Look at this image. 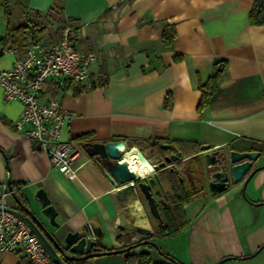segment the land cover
Listing matches in <instances>:
<instances>
[{"label":"crops","instance_id":"0c3cea01","mask_svg":"<svg viewBox=\"0 0 264 264\" xmlns=\"http://www.w3.org/2000/svg\"><path fill=\"white\" fill-rule=\"evenodd\" d=\"M17 2L15 24L35 26L32 31H37L38 42H54L65 25L75 27L71 38L77 49L97 55L89 67L90 80L105 84L89 89L85 83L60 78L50 80L44 92L45 98L58 100L74 115L60 135L61 140L81 147L73 163L77 166L74 176H65L15 129L23 105L6 100L0 89V185L9 175L34 208L38 204L31 195L42 188L57 208L59 235L93 221L103 231L98 241L102 250L118 249L156 236L158 223L154 225L149 216L140 217L147 212L141 198L127 214L123 212L117 188L82 143L125 140L128 150L141 153L151 166L157 162L154 148L174 145L182 158L174 171L184 176L189 190H194L195 180L183 171L196 164L193 157L204 153L201 145L211 150H259L254 167H261L247 182L244 194L239 183L211 196L202 181L201 192L184 204L183 217L172 218L165 212L166 204H160L166 223L180 227L167 236L159 235L174 240L172 246L159 249L182 264H215L227 256L232 258L221 264H264V26L250 24L253 0ZM165 25H173L176 31L170 45L162 42ZM4 35L0 9V40ZM17 56L15 50L0 54V70L9 68ZM221 59L226 66L217 89L198 111V81H205ZM165 169L146 173L144 179L156 176L163 192L169 182L164 178L161 183L158 177L164 176ZM8 203L16 208L11 195ZM132 217L135 223L151 227L153 235L129 229ZM150 253L156 261L166 259L153 247ZM126 254L98 256L92 264H124ZM0 264L27 262L21 250L0 251Z\"/></svg>","mask_w":264,"mask_h":264},{"label":"water","instance_id":"95a60500","mask_svg":"<svg viewBox=\"0 0 264 264\" xmlns=\"http://www.w3.org/2000/svg\"><path fill=\"white\" fill-rule=\"evenodd\" d=\"M221 70V68H220ZM82 149L96 159L102 165L104 175L109 179L114 188H117V199L127 214L130 205L141 198L147 212L140 215L141 218H153L161 221L159 205H165L163 192L153 177L140 178L125 163L124 158L128 153L125 140L106 142H84ZM160 150H152L157 156V162L152 164L153 170L167 168L174 170V166L182 162L181 152L174 145L161 144ZM170 148L173 149L170 152ZM200 177L205 183L208 194L215 196L227 190L231 185L242 184L244 190L251 176L261 167H254V163L261 156L259 150H238L230 147L211 150L207 145H201ZM169 151V152H168ZM6 185L13 197L16 208L12 210L22 218L31 228L34 235L41 243L45 252L58 264H71V262L95 258L102 255L127 253L139 244L135 243L118 249L102 250L98 241L102 237V229L93 221H87L75 230H67L59 235L61 223L57 220L58 211L51 203L50 198L42 188H38L31 198L38 204L32 206L30 197L21 189L19 195L14 191L11 178L8 175ZM127 227L135 233L151 236L154 230L135 223L131 218ZM142 244H148L158 249L157 244L151 239H143ZM232 257H223L215 264H221Z\"/></svg>","mask_w":264,"mask_h":264},{"label":"built area","instance_id":"2783aa9c","mask_svg":"<svg viewBox=\"0 0 264 264\" xmlns=\"http://www.w3.org/2000/svg\"><path fill=\"white\" fill-rule=\"evenodd\" d=\"M76 28L65 25L61 37L51 43H41L30 34L33 44L18 56L9 68L0 70V89L6 100H19L22 111L14 122L20 133L32 140L50 163L65 176H74V161L81 153L80 145L61 140L63 126L73 118L58 100L45 98L50 80L67 79L90 85L89 67L97 59L94 52H80L71 41ZM138 176V175H137ZM139 176L140 178H146ZM10 191L6 183L0 185V251L21 250L27 264H58L43 249L30 226L8 203Z\"/></svg>","mask_w":264,"mask_h":264},{"label":"trees","instance_id":"16d2710c","mask_svg":"<svg viewBox=\"0 0 264 264\" xmlns=\"http://www.w3.org/2000/svg\"><path fill=\"white\" fill-rule=\"evenodd\" d=\"M15 5L19 6L17 0H0V9L3 12L5 21V35L0 40V54L3 53V48L17 49L23 52L28 46L33 44L30 34H33V36L36 38L35 32L37 31H32V28H34L35 26L30 25L29 23L13 24V7ZM249 21L252 25L264 26V0H253L252 6L249 10ZM175 36L176 31L173 25H165L163 27L161 38L162 42L165 45H170L173 42ZM179 59V56H175V60ZM225 66L226 60L221 59L216 61L213 64L208 78L203 82L198 81L197 88L200 92V99L197 106L198 111H202L208 105L212 94L217 89L219 79L222 76ZM103 84H105L104 81L98 83L90 80V85L88 88L91 89L97 85ZM155 146H157V144ZM153 150L157 151L161 149L154 148ZM193 160L196 161V164H191V166H187V169H185L183 172H185L184 174L189 173L192 180L194 179L195 181L197 180L196 182L201 183L202 181L199 174L201 156L193 157ZM180 164L181 163H179V166ZM163 173L164 176L159 175V180L162 183V180L166 178L169 182V186H167L165 190L163 189L166 201L165 212L169 214V216H171L172 218L177 216L183 217L184 204L191 201L196 194H199L201 192V190L198 189L195 191V186L193 187L194 190H189L185 188V178L182 174L176 173L174 170L169 171L168 169H165ZM12 186L14 191L19 195V189L16 186V183L12 182ZM170 225L171 224L168 223L164 224L163 221L158 222L157 228L155 229L156 235H164V233H166L165 230ZM170 227L172 228V230H176V228L180 226L173 228V226L171 225ZM143 239L146 238H141L137 240L139 245L127 252V254L124 256V264H182L174 257L162 252L159 248V252L163 256H165L166 259L164 262L156 261L150 253V249L152 248V246L148 244H142L141 241ZM133 243H130L129 245ZM101 249H103L102 246ZM135 250H138V252H135ZM93 259L94 258H89L81 261H75L71 262V264H92Z\"/></svg>","mask_w":264,"mask_h":264},{"label":"bare ground","instance_id":"6f19581e","mask_svg":"<svg viewBox=\"0 0 264 264\" xmlns=\"http://www.w3.org/2000/svg\"><path fill=\"white\" fill-rule=\"evenodd\" d=\"M124 161L128 167L138 176H145L146 173L153 171V167L150 165L147 159L135 149L130 151L128 150Z\"/></svg>","mask_w":264,"mask_h":264},{"label":"rangeland","instance_id":"374dc122","mask_svg":"<svg viewBox=\"0 0 264 264\" xmlns=\"http://www.w3.org/2000/svg\"><path fill=\"white\" fill-rule=\"evenodd\" d=\"M14 18V17H13ZM13 24H15V20L13 19ZM184 177V176H183ZM164 212L161 210L160 211V216H161V221H163L164 224H166V217L164 216ZM152 223L155 225L157 220H154L153 218H151ZM159 221H157L158 223ZM166 233H164V236H167L168 233L173 232L172 228L169 226L166 230ZM163 236H152L151 240L154 241L157 244V247L160 248L161 250L168 248L170 246H172L174 244V240H172V237L167 238V237H163L165 239H162ZM169 237V236H168Z\"/></svg>","mask_w":264,"mask_h":264},{"label":"flooded vegetation","instance_id":"af4514ba","mask_svg":"<svg viewBox=\"0 0 264 264\" xmlns=\"http://www.w3.org/2000/svg\"><path fill=\"white\" fill-rule=\"evenodd\" d=\"M160 151H162V150H160ZM155 177H156V176H154V179H155ZM196 181H197V180H196ZM196 181H194V184L196 185V186H195V187H196L195 189L198 190V189L200 188V186H201V183L196 182ZM184 187L188 189V187H186L185 184H184ZM159 209H160V208H159ZM147 238H148V237H147ZM138 240H139V239H138ZM136 241H137V240H136Z\"/></svg>","mask_w":264,"mask_h":264}]
</instances>
